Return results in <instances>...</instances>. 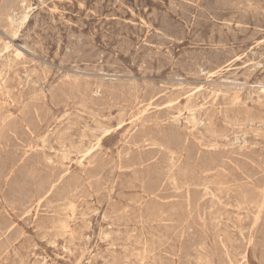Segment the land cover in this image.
Masks as SVG:
<instances>
[{"label":"rangeland","instance_id":"obj_1","mask_svg":"<svg viewBox=\"0 0 264 264\" xmlns=\"http://www.w3.org/2000/svg\"><path fill=\"white\" fill-rule=\"evenodd\" d=\"M0 264H264V0H0Z\"/></svg>","mask_w":264,"mask_h":264},{"label":"bare ground","instance_id":"obj_2","mask_svg":"<svg viewBox=\"0 0 264 264\" xmlns=\"http://www.w3.org/2000/svg\"><path fill=\"white\" fill-rule=\"evenodd\" d=\"M29 33V32H28ZM27 47V46H26ZM198 262V261H197Z\"/></svg>","mask_w":264,"mask_h":264}]
</instances>
